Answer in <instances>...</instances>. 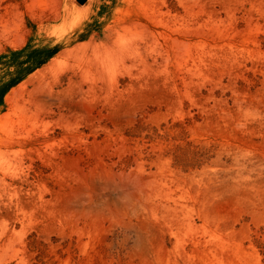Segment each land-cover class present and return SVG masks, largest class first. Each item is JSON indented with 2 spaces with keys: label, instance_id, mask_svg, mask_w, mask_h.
Instances as JSON below:
<instances>
[{
  "label": "rangeland",
  "instance_id": "rangeland-1",
  "mask_svg": "<svg viewBox=\"0 0 264 264\" xmlns=\"http://www.w3.org/2000/svg\"><path fill=\"white\" fill-rule=\"evenodd\" d=\"M0 264H264V0H0Z\"/></svg>",
  "mask_w": 264,
  "mask_h": 264
},
{
  "label": "water",
  "instance_id": "water-1",
  "mask_svg": "<svg viewBox=\"0 0 264 264\" xmlns=\"http://www.w3.org/2000/svg\"><path fill=\"white\" fill-rule=\"evenodd\" d=\"M82 1H84V0H79V2H82Z\"/></svg>",
  "mask_w": 264,
  "mask_h": 264
},
{
  "label": "bare ground",
  "instance_id": "bare-ground-1",
  "mask_svg": "<svg viewBox=\"0 0 264 264\" xmlns=\"http://www.w3.org/2000/svg\"><path fill=\"white\" fill-rule=\"evenodd\" d=\"M79 22V21H78ZM80 23V22H79Z\"/></svg>",
  "mask_w": 264,
  "mask_h": 264
}]
</instances>
